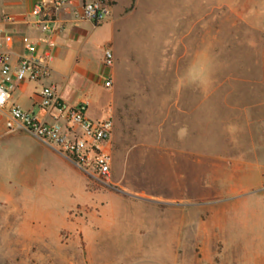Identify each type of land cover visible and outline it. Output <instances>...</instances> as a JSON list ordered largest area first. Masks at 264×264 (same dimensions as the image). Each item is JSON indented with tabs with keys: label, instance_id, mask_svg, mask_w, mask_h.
Instances as JSON below:
<instances>
[{
	"label": "rangeland",
	"instance_id": "rangeland-1",
	"mask_svg": "<svg viewBox=\"0 0 264 264\" xmlns=\"http://www.w3.org/2000/svg\"><path fill=\"white\" fill-rule=\"evenodd\" d=\"M112 1V86L65 91L107 103L110 177L1 155L0 264H264V0Z\"/></svg>",
	"mask_w": 264,
	"mask_h": 264
},
{
	"label": "built area",
	"instance_id": "built-area-1",
	"mask_svg": "<svg viewBox=\"0 0 264 264\" xmlns=\"http://www.w3.org/2000/svg\"><path fill=\"white\" fill-rule=\"evenodd\" d=\"M75 0H40L32 9V25L53 34L57 12ZM71 11L75 21H89L98 25L112 16V0H78ZM46 48L36 53L34 45L26 46L27 54L15 65L0 53V113L5 115L9 132L25 130L40 143L73 164L85 177L106 181L110 177L112 157L109 153L113 134L111 116L92 119L87 115V103L70 104L64 100L51 76V37L43 39ZM114 53L105 48L101 62V76L106 88L113 83ZM21 82L38 83V111L9 104L14 87Z\"/></svg>",
	"mask_w": 264,
	"mask_h": 264
},
{
	"label": "crops",
	"instance_id": "crops-1",
	"mask_svg": "<svg viewBox=\"0 0 264 264\" xmlns=\"http://www.w3.org/2000/svg\"><path fill=\"white\" fill-rule=\"evenodd\" d=\"M39 1L0 0V53L7 55L9 62L15 65L22 56L27 54L26 46L28 44L34 45L36 53L41 54L46 48L44 37H51L53 46L51 48L49 81L55 84L60 96L70 104L87 103V115L92 119L109 116L107 103L104 110H99L101 116L96 117L91 115L87 99L82 98V95L77 98L76 95L72 96L65 92L69 83H78V80H81L83 87L81 91H89L94 84H98L101 90L102 87L106 88L101 76L102 57L94 64L85 54L89 38L88 31L94 25L89 21L73 19L71 11L79 4V1L75 0L72 5H67L57 12L52 23L54 32L50 35L32 25L34 17L31 12ZM40 86L38 83H18L12 90L8 105L14 104L23 109L38 111L37 92ZM1 155L4 157L13 155L21 158V165H24L25 168L20 172L26 174L25 178H22L23 181L25 180L27 183V181L33 180L37 181L39 185L46 182L50 175L59 171L63 163L67 161L25 130L9 132L5 126V115L2 113H0V157ZM64 164L75 167L69 161ZM48 181L47 186H50L51 181ZM9 216L6 211L0 213V222L7 221Z\"/></svg>",
	"mask_w": 264,
	"mask_h": 264
}]
</instances>
